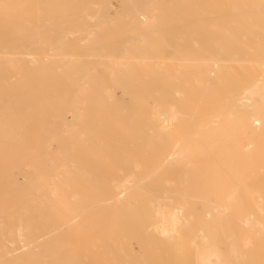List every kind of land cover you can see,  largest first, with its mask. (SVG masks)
<instances>
[{"label": "bare ground", "instance_id": "obj_1", "mask_svg": "<svg viewBox=\"0 0 264 264\" xmlns=\"http://www.w3.org/2000/svg\"><path fill=\"white\" fill-rule=\"evenodd\" d=\"M115 2L0 0V264H264V0Z\"/></svg>", "mask_w": 264, "mask_h": 264}, {"label": "rangeland", "instance_id": "obj_2", "mask_svg": "<svg viewBox=\"0 0 264 264\" xmlns=\"http://www.w3.org/2000/svg\"><path fill=\"white\" fill-rule=\"evenodd\" d=\"M112 1V2H111ZM110 3L112 4V5H110V7H109V11H110V13L111 14H115V13H117V9L119 8V5H118V3L117 2H115V0H110ZM113 4H115V5H113ZM115 9V10H114ZM115 12V13H114ZM30 98V97H29ZM32 99V98H31ZM25 107H27V105H25L24 106V108ZM22 169H23V171H27L28 173L29 172H31L27 167L25 168V166H23L22 167ZM29 170V171H28ZM131 244H132V251L134 252V253H136L137 255H138V253L140 254V256L144 253V250H142L141 248H140V246H139V244H138V242H136V240H134V241H132L131 242ZM134 248V249H133ZM136 249V250H135ZM141 251V252H140ZM150 253H151V251H150ZM149 253V254H150ZM151 254H153V252L151 253ZM155 256H156V254H155ZM157 257H158V255H157Z\"/></svg>", "mask_w": 264, "mask_h": 264}]
</instances>
